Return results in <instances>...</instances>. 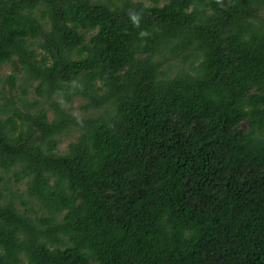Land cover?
Listing matches in <instances>:
<instances>
[{
	"label": "trees",
	"instance_id": "trees-1",
	"mask_svg": "<svg viewBox=\"0 0 264 264\" xmlns=\"http://www.w3.org/2000/svg\"><path fill=\"white\" fill-rule=\"evenodd\" d=\"M150 1L0 0V264H264V0Z\"/></svg>",
	"mask_w": 264,
	"mask_h": 264
},
{
	"label": "rangeland",
	"instance_id": "rangeland-1",
	"mask_svg": "<svg viewBox=\"0 0 264 264\" xmlns=\"http://www.w3.org/2000/svg\"><path fill=\"white\" fill-rule=\"evenodd\" d=\"M144 1L148 2V3H151L150 0H144ZM180 67H182L181 64H175V66H173V68H172V71H171L170 75L175 73L176 70L178 68H180ZM0 73H1L2 78L4 79L6 77V75L12 73V66L11 65H4L1 68ZM15 73H17V78H18L16 84H17V86H19L22 83L23 73L21 71H19L18 68H16ZM25 86L28 87V95L27 96L29 97V99H32L34 95H33L32 92H30V90H32L31 86L29 84H27V83L25 84ZM0 88H1V84H0ZM16 92L20 93V88ZM84 102L85 101L83 99H81V98H75L74 101L72 102L71 106H70L71 111L73 113H75V114H82L83 110L81 109L80 106ZM45 106L48 107L47 104H45ZM48 114H49L50 117H52V111L51 110L48 111ZM77 134H78L77 131H72L68 135L60 136L59 151L60 152L65 151L66 148H67L68 143L72 142L75 139V136ZM9 174L10 173L5 174L4 172H0V175H2V177H4L5 180L8 178ZM10 181L11 182L8 184V186H10L12 189H17V188H19L21 190L24 189V184L23 183L15 185V184L12 183V180H10ZM2 184H4V183L2 182Z\"/></svg>",
	"mask_w": 264,
	"mask_h": 264
},
{
	"label": "clouds",
	"instance_id": "clouds-1",
	"mask_svg": "<svg viewBox=\"0 0 264 264\" xmlns=\"http://www.w3.org/2000/svg\"><path fill=\"white\" fill-rule=\"evenodd\" d=\"M133 19H134V20H136V17H135V16H133Z\"/></svg>",
	"mask_w": 264,
	"mask_h": 264
}]
</instances>
